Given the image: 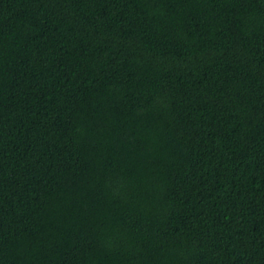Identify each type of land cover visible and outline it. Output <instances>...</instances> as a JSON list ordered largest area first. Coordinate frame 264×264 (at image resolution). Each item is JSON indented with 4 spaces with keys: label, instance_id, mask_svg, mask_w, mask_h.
<instances>
[{
    "label": "trees",
    "instance_id": "16d2710c",
    "mask_svg": "<svg viewBox=\"0 0 264 264\" xmlns=\"http://www.w3.org/2000/svg\"><path fill=\"white\" fill-rule=\"evenodd\" d=\"M0 264H264V0H0Z\"/></svg>",
    "mask_w": 264,
    "mask_h": 264
}]
</instances>
